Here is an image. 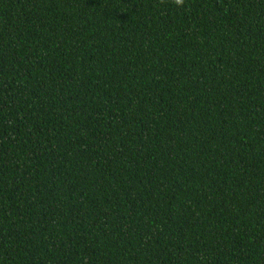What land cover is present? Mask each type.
Wrapping results in <instances>:
<instances>
[{
  "label": "trees",
  "instance_id": "trees-1",
  "mask_svg": "<svg viewBox=\"0 0 264 264\" xmlns=\"http://www.w3.org/2000/svg\"><path fill=\"white\" fill-rule=\"evenodd\" d=\"M0 264H264V0H0Z\"/></svg>",
  "mask_w": 264,
  "mask_h": 264
},
{
  "label": "clouds",
  "instance_id": "clouds-1",
  "mask_svg": "<svg viewBox=\"0 0 264 264\" xmlns=\"http://www.w3.org/2000/svg\"><path fill=\"white\" fill-rule=\"evenodd\" d=\"M173 2L175 3V5H177L178 7H183L185 0H173Z\"/></svg>",
  "mask_w": 264,
  "mask_h": 264
}]
</instances>
